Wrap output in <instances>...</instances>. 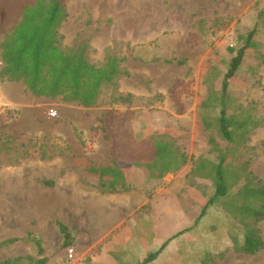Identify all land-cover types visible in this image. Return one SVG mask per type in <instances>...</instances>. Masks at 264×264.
<instances>
[{
    "label": "rangeland",
    "instance_id": "rangeland-1",
    "mask_svg": "<svg viewBox=\"0 0 264 264\" xmlns=\"http://www.w3.org/2000/svg\"><path fill=\"white\" fill-rule=\"evenodd\" d=\"M62 1L69 3V0ZM85 3L98 18L89 17L80 29L78 23L61 25L58 29L62 35L61 46L64 49L72 44L84 47L87 58L99 64L113 39L122 43L119 52L126 57L124 66L129 74L118 80L113 92L108 87L103 93L110 96L112 92L123 99L84 108L58 98L32 97L29 106L21 109L10 100L22 96L17 90L19 87L0 80V144L8 138L4 135L15 138L16 143L30 138L35 142L31 148L38 151L35 158L0 168V199L8 197L16 203L25 187L28 193L36 192L35 183L41 182L43 168L56 157L63 158L65 165H82L77 158L73 164L75 157L68 152L89 154L88 157L102 163L110 161L109 152H140L141 158H147L152 152L147 138L164 135L182 144L184 152H209V155L193 161L186 187L177 194L186 210V220L178 222L179 206L167 204L174 193L169 194L165 179L153 178L156 179L153 183L139 189L154 199L155 209L163 214H156L159 219L155 223L152 219L143 220L144 215L139 214L138 231L153 233L155 224L156 232H166L163 240L181 232L183 237L177 245H186L187 252L180 259L177 255L176 259L188 260V264H264V217L259 223L261 250L250 255L234 249L235 244L240 246L243 242L244 226L239 222L242 214L236 211L240 200H235L233 195L243 183L235 185L233 178L241 171L238 164L243 162L242 170L247 169L264 183V156L255 157L258 142L264 139V0H85ZM252 28L255 33L250 49L228 81L224 108L236 121L253 115L260 117L263 124L250 123L242 135L237 132L234 141L226 142L217 127L219 108L204 109L203 104L209 92L213 91L217 97L230 56L228 48L240 47V37ZM204 115L211 123V131L202 126ZM102 116L110 140L103 130ZM134 138L142 141L136 142ZM42 152L54 153V157L43 158ZM200 160L203 167L197 173L194 168ZM207 161L213 162L214 172L219 163L222 165L231 188L228 196L213 202L199 216L215 189V181L208 174L213 168ZM135 175L141 181L145 180L144 176L151 178L144 168H139ZM145 184L148 183L145 181ZM243 202L249 208V202ZM148 207L151 209L152 205ZM169 210L173 212L171 221L167 216L163 218ZM32 217L33 213L29 212L28 233L33 235L35 232L31 229L37 222ZM23 241L35 250L34 255H25L38 258L35 245L28 239ZM12 247L17 245L12 242ZM156 247L158 251L160 247ZM19 252L14 250L12 255ZM159 253L154 264H176L170 263L171 254ZM6 255L0 252V258ZM53 258L46 257V263L58 264ZM58 258L61 264H69L73 259L65 251Z\"/></svg>",
    "mask_w": 264,
    "mask_h": 264
},
{
    "label": "trees",
    "instance_id": "trees-1",
    "mask_svg": "<svg viewBox=\"0 0 264 264\" xmlns=\"http://www.w3.org/2000/svg\"><path fill=\"white\" fill-rule=\"evenodd\" d=\"M67 18V11L62 0H0V80L10 82H20L25 89L35 96L46 98H58L62 102L76 103L84 108L99 106L100 104L122 100L112 94L117 87L120 78L128 76L129 72L124 66L126 57L120 55V43L112 40L107 48L102 63L96 64L87 58L84 47L72 46L64 49L61 46L62 35L59 27ZM255 28L241 36L242 45L237 49L228 48L230 54L224 72L217 97L213 91L208 93V97L203 104L204 109L219 108L217 127L221 136L226 142L234 141V135L239 132L242 135L244 127L248 124L261 126L263 120L258 116L250 115L241 121H236L232 116L226 114L224 101L227 98L228 81L242 63L244 54L250 49ZM171 59V58H169ZM168 58H164V61ZM111 87L110 96H105L104 88ZM106 97V99H105ZM108 111V110H105ZM112 111V110H110ZM101 123L105 135L110 140L111 135L104 117ZM203 125L206 130L211 131V123L203 117ZM213 125V124H212ZM127 127V125L125 124ZM0 144V168L10 165H17L21 160L35 158L38 151H34L31 146L35 143L29 138L26 142L16 143L15 138L4 135ZM242 137V136H240ZM2 141V138H0ZM148 141L152 147V152L147 158H138L134 164L144 168L151 178H162L168 172H176L187 162L182 144L173 139L162 136H149ZM136 142L141 140L134 138ZM238 141V139L236 140ZM12 152H9V151ZM258 152L255 157L264 156V139L258 142ZM15 156L11 158V154ZM43 158H52L54 153L46 154L42 152ZM73 158V157H72ZM81 161L82 168L86 175L96 177L99 190L101 192L116 191L117 185L125 188V173L116 165L110 167L98 166L87 159L76 157ZM72 159V162L76 164ZM223 161V158L221 159ZM200 160L194 168L198 173L203 167ZM213 162L207 161L211 165ZM243 164H238L240 172L234 175V184L243 181L234 191L235 200H240L236 211L242 214L240 223L244 226L243 242L239 246L234 245L236 251L245 254H256L263 247V239L259 223L264 217V183L252 175L247 169H243ZM213 171L208 174L212 178L215 189L212 196L204 203L200 215H204L207 207L220 198L228 196L231 185L227 183L222 165L219 163ZM216 176V177H215ZM44 185L52 186V180H43ZM243 200L248 201L249 208ZM236 212L233 211L235 215ZM62 235V247L71 244L72 236L68 227L55 220ZM25 239L30 240L36 247L38 258L30 255L17 256L12 259L0 261V264H47L46 257H43V247L40 238L35 234L28 233ZM17 238L6 239L0 243L4 246L16 241ZM163 243L157 252L151 253L143 259L142 264L153 260L158 252L166 245ZM204 264V263H203Z\"/></svg>",
    "mask_w": 264,
    "mask_h": 264
},
{
    "label": "crops",
    "instance_id": "crops-1",
    "mask_svg": "<svg viewBox=\"0 0 264 264\" xmlns=\"http://www.w3.org/2000/svg\"><path fill=\"white\" fill-rule=\"evenodd\" d=\"M85 4V0L64 2L67 18L61 25L65 22L74 23V25L78 23L80 29L84 27L83 23L87 22L89 17L96 20L98 17L94 10ZM5 82L7 85L19 87L17 90L22 96L10 100L20 105L21 109L29 106L32 97H42L31 94L20 82ZM21 112L24 114V111ZM202 126L204 127L203 123ZM184 154L187 156V162L176 172H168L160 178L165 179L169 194L174 193V196L167 201L168 203L163 202V204L179 206L176 215L178 222L186 220L187 216L186 210L182 208V200L177 198V194L183 187H186L189 173L193 168V161L200 157H208L209 152H184ZM68 155L75 158H86L98 166L116 165L125 173V188L127 189H122V185H117L116 191L101 192L96 177L86 175L85 169L81 166L65 165L63 158L56 157L52 164L43 168L41 182L35 183L36 192L28 193V187H25L20 191L16 203L8 197L0 199V206L2 202L4 207L2 210L0 207V221L4 222L0 223V243L6 239L17 238L14 241L17 248H13L12 243L0 246V252L7 253L5 257L0 258V261L28 253L35 254V250L23 241L29 232L27 220L31 212L33 213L32 218L37 222L31 230L41 240L44 250L42 256L49 260L54 257L52 261L58 264L61 261L58 256L66 252L67 247H72L75 252V258L73 257L69 264L72 262L88 264L90 260V264H142L147 255L157 252L156 246L161 247L165 242L168 243L159 252L171 254L170 263L188 264V260L176 259L177 255H180V259L181 255L187 252L186 245H177L183 237L181 232L170 234L163 240L166 232L162 234L156 232L155 224L152 225L153 233L147 230L139 232L137 229L140 225V218H137L139 214L144 215L143 220L152 219L154 223L157 218L159 219L156 214H163L155 209L154 199L148 198L145 191L139 190L156 180L144 176L145 180L141 181L140 177L135 175L141 168L134 164V161L141 157L140 152H109L110 161L108 163L95 161L88 157L89 154L68 152ZM43 180H52L53 185L46 186ZM136 180L140 183H136ZM145 181L148 184H145ZM149 205H152L151 209ZM165 211L167 209H164ZM172 213V210H169L163 218L167 216L171 221ZM56 219H59L71 232V244L67 247H62L63 238L55 223ZM141 244L143 247H139ZM14 250H20V252L12 255ZM159 252L155 259L144 264L156 263L160 256Z\"/></svg>",
    "mask_w": 264,
    "mask_h": 264
},
{
    "label": "built area",
    "instance_id": "built-area-1",
    "mask_svg": "<svg viewBox=\"0 0 264 264\" xmlns=\"http://www.w3.org/2000/svg\"><path fill=\"white\" fill-rule=\"evenodd\" d=\"M66 252H67V257L68 258H73L74 257V249L72 247H67L66 249Z\"/></svg>",
    "mask_w": 264,
    "mask_h": 264
},
{
    "label": "bare ground",
    "instance_id": "bare-ground-1",
    "mask_svg": "<svg viewBox=\"0 0 264 264\" xmlns=\"http://www.w3.org/2000/svg\"><path fill=\"white\" fill-rule=\"evenodd\" d=\"M180 6V5H179Z\"/></svg>",
    "mask_w": 264,
    "mask_h": 264
}]
</instances>
